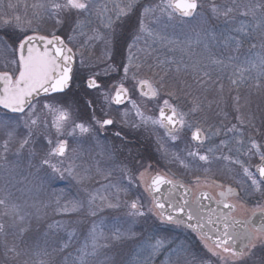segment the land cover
<instances>
[{
	"label": "snow or ice",
	"instance_id": "1",
	"mask_svg": "<svg viewBox=\"0 0 264 264\" xmlns=\"http://www.w3.org/2000/svg\"><path fill=\"white\" fill-rule=\"evenodd\" d=\"M0 264H264V0H0Z\"/></svg>",
	"mask_w": 264,
	"mask_h": 264
}]
</instances>
